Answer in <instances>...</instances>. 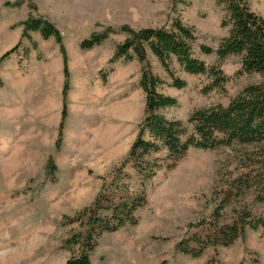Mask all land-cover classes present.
<instances>
[{
  "label": "rangeland",
  "instance_id": "374dc122",
  "mask_svg": "<svg viewBox=\"0 0 264 264\" xmlns=\"http://www.w3.org/2000/svg\"><path fill=\"white\" fill-rule=\"evenodd\" d=\"M248 4L264 19V0ZM30 16L50 22L61 42L23 34ZM175 18L193 28L194 56L227 77L223 88L205 91L209 77L188 75L173 61L175 76L185 81L177 89L146 52L151 72L165 82L159 91L177 102L162 114L190 131L193 111L226 106L263 80L240 72V56L219 60L199 50L216 49L228 35L217 0H0V57L13 49L0 63V264H65L88 246L83 210L99 195L142 191L144 174H136L131 163L118 169L145 115L138 84L143 65L135 58L108 63L125 39L121 33L90 50L79 44L122 25L170 29ZM253 150L241 144L189 148L174 164L164 151L152 154L155 175L144 186L136 223L100 235L93 231L91 264H264V227L246 226L228 246L219 234L222 227L264 219V167L251 163L263 155Z\"/></svg>",
  "mask_w": 264,
  "mask_h": 264
},
{
  "label": "trees",
  "instance_id": "16d2710c",
  "mask_svg": "<svg viewBox=\"0 0 264 264\" xmlns=\"http://www.w3.org/2000/svg\"><path fill=\"white\" fill-rule=\"evenodd\" d=\"M217 3L224 6L227 20L223 21L222 25L230 26L228 35L219 41L216 49L200 45L199 50L205 55L215 54L219 60L230 55L240 56V72L257 73L263 80L258 84L246 86L226 106L218 104L193 111L187 119L191 126L190 131L181 121L167 119L162 114L164 109L176 106L177 102L159 91V87L165 82L151 72L146 52H150L156 58L168 75L171 87L181 89L185 86V81L175 76L171 68L174 61L179 69L188 75L209 77L210 84L205 91L223 88L227 77L221 68L207 66L194 56L196 36L192 27L184 25L177 18L171 22L170 29L159 27L134 30L122 25L115 29L107 28L101 33H93L80 42L81 50H90L104 42L110 34H124L125 39L115 46L108 63L114 64L119 60L135 58L143 65L138 84L145 93V115L127 157L121 162L118 171L126 163H131L132 170L136 174H144V179L142 191L139 193H120L117 197L115 194H108L105 197L99 195L92 207L82 211L81 214L87 217L90 226L85 235L88 246L77 256L68 259L65 264H91L88 251L94 246L93 231L97 230L100 235L136 223L133 214L142 204L144 186L155 175L150 166L152 154L164 151L168 158L173 159L174 164L189 148L212 150L222 145L241 144L253 146V152L263 155L260 160H253L251 163L264 167V19L250 10L248 0H217ZM31 31L38 32L45 40L53 37L56 42H61L58 31L42 17L30 16L23 22V34ZM60 47L64 54L62 46ZM12 50L0 57V63ZM65 62L64 57V65ZM63 72L67 77L66 66ZM67 87L65 82L63 94L66 93ZM62 113L64 117V110ZM62 128L61 123L59 138L62 136ZM153 164L154 167L158 166L156 163ZM48 167L51 171L55 169L52 161H49ZM126 178L130 179L129 175ZM260 183L264 185V179H261ZM246 226L252 230L264 227V219L249 220L241 226L234 224L231 227H222L219 230L221 244L230 245Z\"/></svg>",
  "mask_w": 264,
  "mask_h": 264
},
{
  "label": "crops",
  "instance_id": "0c3cea01",
  "mask_svg": "<svg viewBox=\"0 0 264 264\" xmlns=\"http://www.w3.org/2000/svg\"><path fill=\"white\" fill-rule=\"evenodd\" d=\"M70 96H72V93L69 92V93L67 94V97L69 98Z\"/></svg>",
  "mask_w": 264,
  "mask_h": 264
}]
</instances>
